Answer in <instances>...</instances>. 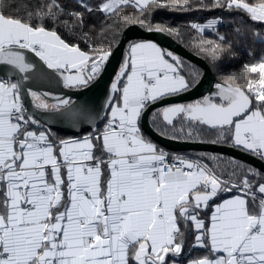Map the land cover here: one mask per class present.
Segmentation results:
<instances>
[{
	"label": "snow or ice",
	"instance_id": "1",
	"mask_svg": "<svg viewBox=\"0 0 264 264\" xmlns=\"http://www.w3.org/2000/svg\"><path fill=\"white\" fill-rule=\"evenodd\" d=\"M78 5L80 10L68 11L61 0H37L21 14L20 6L0 0V264H177L186 231L193 233L194 247L209 253L188 264H264V59L244 66V74H259L246 87L233 84L244 74L221 77L212 95L152 112L161 137L228 145L260 167L209 152L170 153L145 136L141 120L149 106L197 88L202 76L152 40L129 44L110 85L102 130L89 102L77 105L71 97L29 85L34 56L59 73L65 88H87L105 74L119 47L118 30L133 24L169 37L190 28L197 33L195 46L215 62L232 54V42L218 31L222 19L174 27L152 24V11L227 9L264 22V0H78ZM126 7L139 15L125 14ZM93 12L112 21L102 30L111 31L106 45H91L83 31L85 14ZM57 27L79 32L92 53L66 43ZM209 30L216 40L203 35ZM25 97L32 109L58 113L73 127L88 124L91 133L57 140L25 106ZM224 194L230 198L212 205L206 224L201 213Z\"/></svg>",
	"mask_w": 264,
	"mask_h": 264
},
{
	"label": "water",
	"instance_id": "2",
	"mask_svg": "<svg viewBox=\"0 0 264 264\" xmlns=\"http://www.w3.org/2000/svg\"><path fill=\"white\" fill-rule=\"evenodd\" d=\"M137 40H152L153 42L158 43L162 48L172 51L174 55H179L181 59H185L199 66L203 71L197 88L189 90L188 92L167 97L164 101H158L156 104L150 105L144 114V118L141 120L142 132L148 135L151 140L168 152H209L212 154L226 155L260 167L261 165L259 161L247 154H243L238 150L232 149L228 145H190L182 141L167 140L158 134L151 123L153 111L173 104L195 103L197 100H201L205 96L212 95L216 91L215 85L217 83H222L217 80L211 66L204 58L193 53L174 37H169L166 33L149 32L137 24L126 27L121 35L119 47L116 53L108 62L105 74L100 80L94 82L85 89L72 90L65 88L63 86L62 78L58 72L52 69H47L43 62L32 56V61L36 67L31 75L29 85L33 88V90L47 92L52 96L59 95L71 97L76 101L77 105H79L81 101L89 102L90 106L94 109L93 116L95 117L96 128L99 129L107 119L110 85L113 82L114 76L118 72L123 60L127 57V53L125 54L126 47L130 42ZM49 102L51 103L54 101L50 98ZM77 105H73V107H76ZM25 106L28 107L30 111H36L32 109L30 101L27 97H25ZM96 110L99 112L98 116L96 115ZM36 115L42 122H46L47 126L50 127L52 131L58 133L80 137L91 131V126L88 124L75 127L69 125L60 119L59 114L55 112L42 113L36 111Z\"/></svg>",
	"mask_w": 264,
	"mask_h": 264
},
{
	"label": "trees",
	"instance_id": "3",
	"mask_svg": "<svg viewBox=\"0 0 264 264\" xmlns=\"http://www.w3.org/2000/svg\"><path fill=\"white\" fill-rule=\"evenodd\" d=\"M36 2L37 0H9V3L20 6L21 14H23L24 6L31 7ZM92 2L98 3L99 0H92ZM249 2L253 3L255 2V0H249ZM61 3L63 6L66 7V10L68 11L80 10L77 0H61ZM124 13L127 15H139L138 10L133 7H126L124 9ZM213 18L223 20V23L218 26V31L221 35L225 36L228 41L232 42V54L225 53L217 61L213 62L195 46L197 43V33L194 30H191L190 28L187 29L183 36L174 38L178 40L181 44H183L186 48H188L190 51L204 58L211 66L219 82H222L221 77L227 78L232 75L244 74L245 65L251 66L252 64L258 63L261 59H264V22L252 21L250 19V16L246 13L229 12L227 9L212 8L193 10L192 12L188 13H181L171 8H157L152 11L150 21L152 24L182 27L190 25V23L192 22H197L201 24L207 23ZM84 19L85 25L83 31L88 33L91 45H106L107 41L112 39L110 30L107 33L102 32L106 24L111 25L112 23L111 19L107 17V14L103 12H93L91 14H85ZM49 27H51V25ZM125 29L126 27L118 30L120 38ZM56 31L58 35H60L61 38L65 40L66 43L78 45L82 51L89 52L90 54L92 53V47L90 46L89 42L86 41L80 35L79 32H77L76 35H73L70 34L67 29L63 27H57ZM203 35L207 39H217L216 35L210 30L206 31ZM129 44L126 47L125 54L128 52ZM183 62L185 65H192L198 68L203 73L202 69L199 66L187 60H183ZM185 74L187 75V73ZM258 76V73H246L241 77L240 80L233 81V84L240 87H246L247 80L258 79ZM151 123L153 125L152 116ZM103 126L104 124L99 129L102 130ZM52 132L54 136L58 139L77 138V136L74 135H67L55 131ZM90 133L91 131L85 133L84 135H89ZM145 136L148 137V135L146 134ZM199 153L201 152L190 151L183 152L181 154L195 156ZM96 154H99V148H97ZM221 156H224L225 158H232L226 155ZM227 195L231 194H224L223 196ZM207 214L208 212L203 213L205 217H207ZM193 243V233L190 231H186L185 246L183 252L187 253L190 249H192Z\"/></svg>",
	"mask_w": 264,
	"mask_h": 264
},
{
	"label": "crops",
	"instance_id": "4",
	"mask_svg": "<svg viewBox=\"0 0 264 264\" xmlns=\"http://www.w3.org/2000/svg\"><path fill=\"white\" fill-rule=\"evenodd\" d=\"M75 71V70H73ZM84 136L86 135H82L80 137H77V138H71V139H80V138H83ZM57 140H60L58 138H56ZM154 142V141H153ZM95 154H96V150H95ZM227 198H230V195H227V196H221V197H217L215 198V200L213 202H210V206L208 209L204 210V212L201 213V215L203 216V218L205 219V222L207 224V222L209 223V220H210V216L212 214V212L214 211V208H213V204H219V203H222L223 199H227ZM205 212H208L207 214V217H205L203 215V213ZM195 243V241H194ZM194 243H193V246H192V249H190L187 253H184L182 251L180 257L177 258V264H188V262L190 261H193V260H196V259H201L203 258L204 256L208 255V250L205 249V248H200V247H194Z\"/></svg>",
	"mask_w": 264,
	"mask_h": 264
},
{
	"label": "built area",
	"instance_id": "5",
	"mask_svg": "<svg viewBox=\"0 0 264 264\" xmlns=\"http://www.w3.org/2000/svg\"><path fill=\"white\" fill-rule=\"evenodd\" d=\"M170 153H174V152H170ZM175 154H179V155H185V154H180V153H175Z\"/></svg>",
	"mask_w": 264,
	"mask_h": 264
},
{
	"label": "flooded vegetation",
	"instance_id": "6",
	"mask_svg": "<svg viewBox=\"0 0 264 264\" xmlns=\"http://www.w3.org/2000/svg\"><path fill=\"white\" fill-rule=\"evenodd\" d=\"M182 60H185V59H182Z\"/></svg>",
	"mask_w": 264,
	"mask_h": 264
},
{
	"label": "rangeland",
	"instance_id": "7",
	"mask_svg": "<svg viewBox=\"0 0 264 264\" xmlns=\"http://www.w3.org/2000/svg\"><path fill=\"white\" fill-rule=\"evenodd\" d=\"M78 1V0H77Z\"/></svg>",
	"mask_w": 264,
	"mask_h": 264
}]
</instances>
